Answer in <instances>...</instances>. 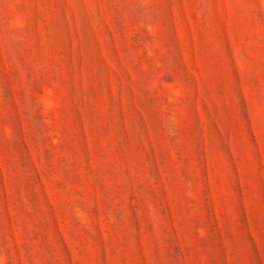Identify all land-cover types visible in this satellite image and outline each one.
Here are the masks:
<instances>
[{"label": "rangeland", "instance_id": "obj_1", "mask_svg": "<svg viewBox=\"0 0 264 264\" xmlns=\"http://www.w3.org/2000/svg\"><path fill=\"white\" fill-rule=\"evenodd\" d=\"M0 264H264V0H0Z\"/></svg>", "mask_w": 264, "mask_h": 264}]
</instances>
